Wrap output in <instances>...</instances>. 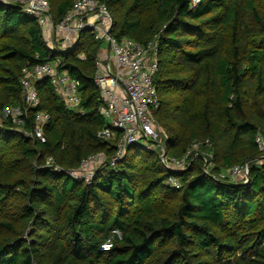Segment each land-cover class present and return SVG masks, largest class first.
Returning a JSON list of instances; mask_svg holds the SVG:
<instances>
[{"label": "trees", "instance_id": "16d2710c", "mask_svg": "<svg viewBox=\"0 0 264 264\" xmlns=\"http://www.w3.org/2000/svg\"><path fill=\"white\" fill-rule=\"evenodd\" d=\"M47 1L56 24L75 0ZM100 3L113 37L157 43L155 118L168 155L181 158L198 142L213 154L214 176L261 157L255 137L264 135V0ZM97 47L82 32L69 52L54 53L33 18L0 2V109L22 104L26 64L60 57L59 70L79 82L82 112L67 110L45 80L37 84L50 118L44 141L0 129V264H264V165L252 163L248 183L239 185L206 176L201 155L171 173L158 152L134 145L88 186L44 167L49 157L67 171L91 154L115 153L118 138L96 137L105 127L97 114ZM170 177L180 190L163 186ZM107 240L110 250L100 251Z\"/></svg>", "mask_w": 264, "mask_h": 264}, {"label": "built area", "instance_id": "2783aa9c", "mask_svg": "<svg viewBox=\"0 0 264 264\" xmlns=\"http://www.w3.org/2000/svg\"><path fill=\"white\" fill-rule=\"evenodd\" d=\"M6 6H15L33 18L41 29L43 42L54 53L65 54L79 41L80 34L87 32L98 42L95 57L94 84L99 92L100 104L97 114L104 120L105 127L96 134L97 139L108 142L117 139L115 153L108 157L104 152L91 154L81 160L75 169L65 171L52 157L45 161V168L53 173H63L74 181L91 185L98 173L104 168H113L123 161L129 147L137 145L146 153L158 152L159 161L167 171L181 173L191 167L194 159L201 155L203 173L216 181L248 183L249 168L252 163L264 165V135L257 133L255 145L261 157L212 175L215 167L211 153H201V144L194 142L181 158L166 153L161 139V130L155 113L160 108L159 97L153 84L158 67V48L154 41L144 46L134 40H120L109 34L113 20L107 8L98 0H75L71 9L58 22L54 23L50 15L47 0H0ZM199 0H192V6ZM62 41L56 47V44ZM104 44L105 47L101 48ZM38 55H35L37 58ZM78 59H84L79 53ZM61 58L38 65L26 64L21 70L19 84L22 104L0 109V129L8 127L21 133L27 139L44 141V128L49 122V114L40 109L37 84L48 81L54 94L67 110L80 111L79 82L71 78L66 71L59 70ZM33 114V126L24 130L29 114ZM80 113H82L80 111ZM205 146H211L205 141ZM163 186L180 190L182 185L176 178H167ZM117 235H119L116 232ZM110 240L100 247V251H109Z\"/></svg>", "mask_w": 264, "mask_h": 264}, {"label": "rangeland", "instance_id": "374dc122", "mask_svg": "<svg viewBox=\"0 0 264 264\" xmlns=\"http://www.w3.org/2000/svg\"><path fill=\"white\" fill-rule=\"evenodd\" d=\"M99 2H100V0H98ZM62 41H59L58 40V43L56 44V47H60V45H58L59 43H61ZM105 47V45L104 44H102L101 45V48H104ZM160 115V114H159ZM156 118H157V120L159 119L158 118V116H156ZM162 137H163V135H162ZM163 143V142H162ZM201 153H208V152H206L205 150H202V151H200ZM211 153V152H210ZM211 155L213 156V154L211 153ZM26 236H27V233H25V235H23V239H25L26 238Z\"/></svg>", "mask_w": 264, "mask_h": 264}, {"label": "water", "instance_id": "95a60500", "mask_svg": "<svg viewBox=\"0 0 264 264\" xmlns=\"http://www.w3.org/2000/svg\"><path fill=\"white\" fill-rule=\"evenodd\" d=\"M111 33V30H109V34Z\"/></svg>", "mask_w": 264, "mask_h": 264}]
</instances>
